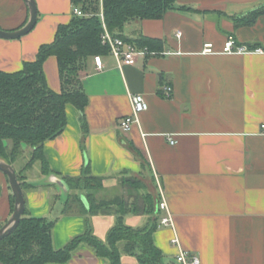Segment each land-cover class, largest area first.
<instances>
[{
	"label": "crops",
	"instance_id": "crops-1",
	"mask_svg": "<svg viewBox=\"0 0 264 264\" xmlns=\"http://www.w3.org/2000/svg\"><path fill=\"white\" fill-rule=\"evenodd\" d=\"M35 1V28L20 39L0 38L4 72L34 61L39 48L52 43L59 26L72 19L71 0ZM177 5L192 10L133 21L124 29L125 37L157 39L153 54L135 65L101 56L103 69L94 58L88 60L81 80L89 98V132L84 137L78 110L67 105L66 129L43 146L52 173L41 172L35 188L24 190L27 207L33 216L57 219L52 232L57 249L83 234L86 216L79 208L63 215L66 195L46 181L50 175L78 177L88 160L92 174L104 178L103 189L95 194L99 201L136 194L122 185L123 177L141 179L151 193L157 182L174 224L159 226L153 236L167 262H174L182 249L198 255L201 264H264V14L251 26L234 21L264 8V0H177ZM28 19L24 0H0V29L17 30ZM229 37L262 52L225 54ZM206 44L213 45V54L202 53ZM44 71L50 88L60 92L56 57L46 60ZM166 86L173 89L170 98L164 95ZM133 94L144 95L149 108L139 115L138 124L123 132L118 125L132 114ZM131 147L139 151L145 168ZM11 196L0 171V228L12 216ZM90 220L94 234L105 240L115 212ZM125 222L140 227L147 217L129 214ZM175 237L178 245L171 242ZM66 264L108 263L83 245ZM122 264L139 263L124 255Z\"/></svg>",
	"mask_w": 264,
	"mask_h": 264
},
{
	"label": "trees",
	"instance_id": "trees-1",
	"mask_svg": "<svg viewBox=\"0 0 264 264\" xmlns=\"http://www.w3.org/2000/svg\"><path fill=\"white\" fill-rule=\"evenodd\" d=\"M73 7L80 8L85 16L73 14L71 21L60 25L52 43L39 48L34 61L25 62L15 72L0 70V159L15 166L31 148V158L17 172L23 190L35 187L27 181L26 171L36 162L41 164V172L49 175L52 171L46 161L43 146L48 140L62 135L67 126L66 106H74L82 123L84 137L88 134L86 107L89 103L81 73L87 69L88 60L96 56L109 55V47L102 43L104 33L100 13L103 10L104 23L109 32L139 49H155L157 39L142 34L125 37L124 29L133 21L157 20L170 11H189L186 6H178L177 0H71ZM264 8L248 15L234 18L236 26H251ZM230 38V37H229ZM255 49V48H254ZM54 56L58 61L61 91L55 92L47 82L44 71L46 60ZM132 153L146 167L139 151L133 147ZM69 188L62 214L75 212V208L86 216V230L72 238L60 249L55 248L52 232L57 219L36 217L26 209L20 223L8 237L0 241V262L4 264H66L85 245L95 256L108 264H122L124 255L137 259L139 264H178L167 262L163 252L154 243V233L159 227L158 193L147 191L141 179L123 177L124 187L136 191L129 199L116 198L99 201L96 192L103 189L104 178L94 176L87 160L82 174L78 177H61ZM88 200L87 208L81 199ZM12 214L15 199L11 196ZM115 212L116 221L105 240L99 239L93 231L90 218L95 215ZM146 216L147 222L140 227L126 224L127 215Z\"/></svg>",
	"mask_w": 264,
	"mask_h": 264
},
{
	"label": "built area",
	"instance_id": "built-area-1",
	"mask_svg": "<svg viewBox=\"0 0 264 264\" xmlns=\"http://www.w3.org/2000/svg\"><path fill=\"white\" fill-rule=\"evenodd\" d=\"M73 13L76 16H85L84 12L78 7L74 8ZM100 17L102 19L104 28L102 43L109 47L110 55H112L117 60L119 65H135L139 58L153 54L147 48L139 49L134 45L127 43L122 38L112 35L104 23L103 10L100 13ZM180 35L181 33H178V36ZM254 52L260 53L262 52V50H251L247 47L237 45L233 37L227 39L223 49V53L225 54H250ZM202 53L205 55L213 54V45L206 44ZM94 61L98 69H103L101 56L94 57ZM172 93V87L166 86L164 88L165 97L170 98ZM130 100L132 106V114L120 120L118 125L119 129L123 132L130 131L133 125L138 124L139 115L147 111L149 108L148 102L146 101L145 96L142 94H133L131 95ZM262 133L264 134V124L262 125ZM171 142L173 143V141ZM159 211L160 213H164V215L160 219L159 226L173 227V218L169 211L168 205L164 200L160 201L159 203ZM171 242L174 245L179 244V241L176 237L173 238ZM176 261L178 264H201V260L198 255L182 249L176 255Z\"/></svg>",
	"mask_w": 264,
	"mask_h": 264
},
{
	"label": "water",
	"instance_id": "water-1",
	"mask_svg": "<svg viewBox=\"0 0 264 264\" xmlns=\"http://www.w3.org/2000/svg\"><path fill=\"white\" fill-rule=\"evenodd\" d=\"M24 1L26 2L29 9L28 22L23 27L17 30L6 31L0 29L1 39H6V40L20 39L23 36L29 34L35 28L38 21V9H37L36 1L35 0H24ZM0 171L6 175L12 191V195L15 199V207L12 216L7 221V223L0 228V241H1L6 237H8L18 227L21 217L26 209V198L21 183L18 180V176L15 168L11 164L0 159ZM46 183L54 184L60 187L66 195L65 198H67L70 191L66 182L62 178L56 175H50ZM81 199L85 204V206L88 208L89 203L86 197L84 195H81ZM0 264H4V263L0 262Z\"/></svg>",
	"mask_w": 264,
	"mask_h": 264
},
{
	"label": "rangeland",
	"instance_id": "rangeland-1",
	"mask_svg": "<svg viewBox=\"0 0 264 264\" xmlns=\"http://www.w3.org/2000/svg\"><path fill=\"white\" fill-rule=\"evenodd\" d=\"M31 158V148L26 150V152L23 154V156L18 160L16 165L14 166L15 170L19 172L30 160ZM27 178L29 179L28 181L31 184H37L36 182H39L42 180V174H41V165L39 162H36L33 167L26 173ZM135 179V177H133ZM139 179V178H137ZM146 185V184H145ZM156 189H153L152 193H158L160 195V188L155 182ZM147 188V186H146ZM124 198V197H123ZM79 208V207H78Z\"/></svg>",
	"mask_w": 264,
	"mask_h": 264
}]
</instances>
